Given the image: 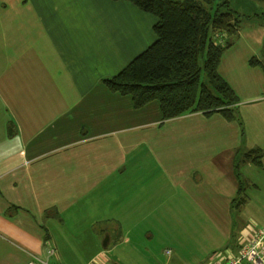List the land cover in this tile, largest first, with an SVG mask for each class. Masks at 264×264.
<instances>
[{
	"label": "crops",
	"instance_id": "crops-1",
	"mask_svg": "<svg viewBox=\"0 0 264 264\" xmlns=\"http://www.w3.org/2000/svg\"><path fill=\"white\" fill-rule=\"evenodd\" d=\"M8 1L26 12L0 22V264L61 261L66 243L105 264L115 234H176L185 219L232 235L247 168H264V68L250 64L264 25L241 29L219 65L235 119L165 118L159 101L136 106L105 83L155 41L152 14L117 22L114 0L61 14L56 0ZM256 148L259 165L246 158Z\"/></svg>",
	"mask_w": 264,
	"mask_h": 264
},
{
	"label": "trees",
	"instance_id": "trees-1",
	"mask_svg": "<svg viewBox=\"0 0 264 264\" xmlns=\"http://www.w3.org/2000/svg\"><path fill=\"white\" fill-rule=\"evenodd\" d=\"M125 1L156 16V39L117 75L105 79L106 85L130 95L136 106L159 101L165 118L204 111L235 119L239 97L219 73L223 53L242 29L241 15L229 2L215 6L214 0ZM259 17L264 25V11ZM250 64L264 68L255 57ZM260 150H248L246 158L261 164Z\"/></svg>",
	"mask_w": 264,
	"mask_h": 264
},
{
	"label": "rangeland",
	"instance_id": "rangeland-1",
	"mask_svg": "<svg viewBox=\"0 0 264 264\" xmlns=\"http://www.w3.org/2000/svg\"><path fill=\"white\" fill-rule=\"evenodd\" d=\"M23 1L31 5V0ZM223 1H228L229 7L241 15L240 23H242L244 34H251L250 32L258 26L256 25L258 22L262 25L259 15L264 11V1L214 0L213 5L216 6ZM75 2L84 1L56 0V11L61 14L67 3L74 4ZM116 2L124 4L121 10L116 11L115 21L117 22H141L143 16L151 15L130 1L120 0ZM21 4H24L22 0ZM14 6L13 2L0 0V22H7L6 18L17 16V14L23 15L26 12L22 11L23 7L14 8ZM151 16L156 20L155 15ZM17 17L19 18V16ZM14 22L25 21L21 16L18 21L15 18ZM249 40L253 44L252 39ZM237 41L238 38L234 40V42ZM254 49L255 58L264 63V44L261 48L254 45ZM246 174L247 178H245L241 197L234 206L235 227L231 230V237L228 234H220L221 232L214 229H203L197 222L196 226H193L194 224L192 225L187 219L183 220L176 234L170 230L164 234L160 230L153 236L150 234L139 236V234H128L127 232L121 234L119 232L115 234L113 243L102 250L110 260L105 264H206L209 259H211L210 262L226 261L228 258L238 255L254 233L264 228V168H247ZM87 230L88 234L84 236L87 240H92L95 237L92 234L98 233L96 228H88ZM97 237L104 245L108 235L100 236L98 234ZM76 247L77 245L69 243L62 244L58 248L62 260L57 261L54 259V255L50 261L53 264H101L97 261L86 262L85 258L90 257L93 248L86 246L79 250Z\"/></svg>",
	"mask_w": 264,
	"mask_h": 264
},
{
	"label": "built area",
	"instance_id": "built-area-1",
	"mask_svg": "<svg viewBox=\"0 0 264 264\" xmlns=\"http://www.w3.org/2000/svg\"><path fill=\"white\" fill-rule=\"evenodd\" d=\"M169 253V251L167 250ZM55 254L54 248L48 249V255ZM26 264H53L49 258L34 256ZM209 264H264V228L256 232L243 246L240 253L226 261L216 260Z\"/></svg>",
	"mask_w": 264,
	"mask_h": 264
},
{
	"label": "water",
	"instance_id": "water-1",
	"mask_svg": "<svg viewBox=\"0 0 264 264\" xmlns=\"http://www.w3.org/2000/svg\"><path fill=\"white\" fill-rule=\"evenodd\" d=\"M108 237H109V236H108ZM108 237H107V238L105 239V243H104V246H106V244H107V243H106V241H107Z\"/></svg>",
	"mask_w": 264,
	"mask_h": 264
}]
</instances>
